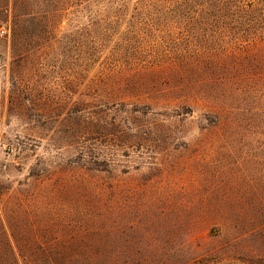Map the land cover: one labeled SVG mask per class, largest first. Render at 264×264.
I'll list each match as a JSON object with an SVG mask.
<instances>
[{
    "label": "rangeland",
    "instance_id": "1",
    "mask_svg": "<svg viewBox=\"0 0 264 264\" xmlns=\"http://www.w3.org/2000/svg\"><path fill=\"white\" fill-rule=\"evenodd\" d=\"M48 2L16 28L0 0V231L75 264H264V73Z\"/></svg>",
    "mask_w": 264,
    "mask_h": 264
},
{
    "label": "trees",
    "instance_id": "2",
    "mask_svg": "<svg viewBox=\"0 0 264 264\" xmlns=\"http://www.w3.org/2000/svg\"><path fill=\"white\" fill-rule=\"evenodd\" d=\"M20 3L21 0H12L16 28L25 16L17 12ZM48 3L51 12L47 14L57 13L56 7L65 10L68 4L71 8L86 5L98 8L94 14L103 19L131 23V32L138 36L160 34L173 41V45L178 43L174 39H184L188 41L185 48L188 52L229 61L236 71L232 76L235 80H244L243 73L252 70V66L264 73V0H49ZM156 37L163 41L159 35ZM0 264L75 263L66 255L57 256L52 248L12 245L7 233L1 230Z\"/></svg>",
    "mask_w": 264,
    "mask_h": 264
},
{
    "label": "built area",
    "instance_id": "3",
    "mask_svg": "<svg viewBox=\"0 0 264 264\" xmlns=\"http://www.w3.org/2000/svg\"><path fill=\"white\" fill-rule=\"evenodd\" d=\"M8 34V30L5 29V27L0 28V35H6Z\"/></svg>",
    "mask_w": 264,
    "mask_h": 264
}]
</instances>
